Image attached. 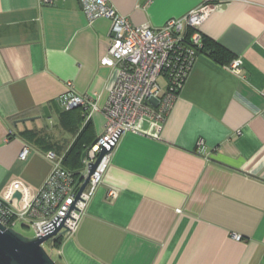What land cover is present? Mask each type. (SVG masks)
Here are the masks:
<instances>
[{"label":"crops","instance_id":"crops-1","mask_svg":"<svg viewBox=\"0 0 264 264\" xmlns=\"http://www.w3.org/2000/svg\"><path fill=\"white\" fill-rule=\"evenodd\" d=\"M108 1L153 29L204 2ZM111 27L90 23L80 0H0V197L18 182L37 193L47 153L64 161L81 130L64 101L106 105L118 79L101 65ZM199 31L206 52L161 132L121 138L77 232L49 243L57 264H264V0H217ZM90 120L98 139L105 116Z\"/></svg>","mask_w":264,"mask_h":264},{"label":"built area","instance_id":"built-area-1","mask_svg":"<svg viewBox=\"0 0 264 264\" xmlns=\"http://www.w3.org/2000/svg\"><path fill=\"white\" fill-rule=\"evenodd\" d=\"M41 1L52 3V0ZM216 3L217 0H204L187 16L153 29L147 25H133L108 0H80L82 11L90 23L102 18L112 23L110 47L101 65L117 69L118 79L104 107H99L92 98L80 96L68 98L62 106L65 111L85 107L88 121L93 114L102 113L106 119L104 133L85 153L81 181L64 168L62 159L55 153H47L46 158L53 169L37 193L18 182L0 197L1 224L12 229L17 223L31 225L35 237H41L46 234V227L60 219L65 220L62 231L67 229V235L77 232L121 138L127 133L157 137L161 132L202 47L199 28ZM240 66L241 63L235 61L230 69L239 73ZM161 76L167 81L165 89L158 83ZM146 125L150 130L145 129ZM104 149L108 153L102 157L87 188L77 200L91 164L98 160ZM29 153L30 148L26 146L20 159L26 160ZM17 191L22 194L20 202L13 199ZM110 195L115 196L116 193L112 191ZM234 238L241 240L239 236Z\"/></svg>","mask_w":264,"mask_h":264},{"label":"water","instance_id":"water-1","mask_svg":"<svg viewBox=\"0 0 264 264\" xmlns=\"http://www.w3.org/2000/svg\"><path fill=\"white\" fill-rule=\"evenodd\" d=\"M44 119H50V113L47 107L44 108ZM29 119L22 122L32 121ZM107 150H103L98 160L91 164L90 173L81 186L77 195V200L87 188L90 178L99 165L102 157L106 155ZM85 158V155L83 156ZM13 199L20 202L22 194L17 191ZM65 220L57 219L46 227V234L41 237L28 238L16 232L12 228H7L0 223V264H57L53 258L44 249V244L51 243L54 239L65 237L68 230L64 229Z\"/></svg>","mask_w":264,"mask_h":264},{"label":"trees","instance_id":"trees-1","mask_svg":"<svg viewBox=\"0 0 264 264\" xmlns=\"http://www.w3.org/2000/svg\"><path fill=\"white\" fill-rule=\"evenodd\" d=\"M204 42V36L202 35V47L199 49V53H205L206 48L203 46ZM205 45V44H204ZM208 53V52H207ZM211 55V54H210ZM215 55V52L212 53L211 56ZM67 115H72V118L75 122L79 124V127L81 130L79 131V134L73 143V145L70 147L69 151L67 152L64 161L63 166L66 170L72 172L78 180L81 181V171L83 168V163L81 162V159L83 155L86 153L87 149L91 147L98 139H94V126L93 121L89 120L86 124H82L85 120V115L87 114V111L83 107H78L76 109H73L71 111L66 112ZM63 241V237H59L54 239L52 241V249H57L61 246Z\"/></svg>","mask_w":264,"mask_h":264},{"label":"rangeland","instance_id":"rangeland-1","mask_svg":"<svg viewBox=\"0 0 264 264\" xmlns=\"http://www.w3.org/2000/svg\"><path fill=\"white\" fill-rule=\"evenodd\" d=\"M159 85L165 89L166 88V79L161 76L159 78V81H158ZM14 230L20 234H22L23 236L25 237H28V238H34L35 237V231H34V228L31 226V225H26L25 227L21 224V223H17L15 226H14ZM44 249L46 250V252L53 258V260L55 261L56 260V255H55V252L51 250L50 246H49V243H46L44 244Z\"/></svg>","mask_w":264,"mask_h":264}]
</instances>
